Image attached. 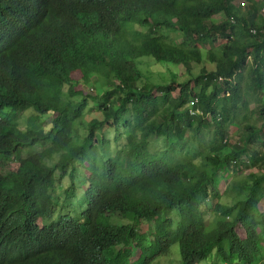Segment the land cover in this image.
<instances>
[{"label":"trees","instance_id":"1","mask_svg":"<svg viewBox=\"0 0 264 264\" xmlns=\"http://www.w3.org/2000/svg\"><path fill=\"white\" fill-rule=\"evenodd\" d=\"M243 1L0 0V159L17 166L0 264H154L177 243L180 264H264V0ZM246 70L260 125L233 138ZM67 177L77 216L56 202Z\"/></svg>","mask_w":264,"mask_h":264},{"label":"rangeland","instance_id":"2","mask_svg":"<svg viewBox=\"0 0 264 264\" xmlns=\"http://www.w3.org/2000/svg\"><path fill=\"white\" fill-rule=\"evenodd\" d=\"M236 4L238 5H243L244 1L243 0H235ZM215 19L217 21H222L225 20V15L224 14H220L218 16L215 17ZM184 37L183 36H177L176 37V43L180 44L183 41ZM195 67V74H199L201 72L202 67H200L198 64H193ZM180 71L182 74L185 73V68L183 66L179 67ZM252 74L250 73L249 70H246L245 74H244V80H243V85H244V90L245 93L244 95L246 96V99L249 101V105L246 108V105L241 106V111L239 112L238 115V121L240 122V124H236L233 125L231 128H229L228 134L230 135V137L233 138H238L240 137V135L242 134V126L247 123L250 122L252 124H256V125H260V120L258 118V114L256 112V109L260 106V93L258 91H253V86H252ZM153 82L155 84H164V80L162 78L161 75H157L153 78ZM220 82L223 83V80H221ZM86 89H89V87H86ZM96 91H100L99 89L96 88ZM93 92V91H90ZM88 92V94L90 93ZM90 95L92 97H95V93H90ZM100 107V104L97 102H93L91 101V111L93 110V112L87 114L86 119H90L91 116H98L100 117V114L98 109ZM29 111H32V109H30ZM31 116L30 112H26L22 115L21 118V128H25L26 124H27V120L29 119V117ZM248 116V120L246 122L245 117ZM115 132H111L109 135V139H110V148L106 149V153L110 154L115 153L116 150H118V147L115 144ZM215 136L214 131L212 130H204L203 134L201 135V139H202V144L205 150L206 148H209V145L212 144L213 142V138ZM259 137V136H258ZM102 138V136L100 137ZM260 138V137H259ZM196 143V142H195ZM197 144L199 145L200 143L197 142ZM152 145L155 147H165L166 146V141L162 138V139H158V140H153L152 141ZM210 149V148H209ZM200 159V158H199ZM2 165H0V171L1 172H7L10 169H15L17 166L16 165H12L10 163V161L8 162H3L2 159H0ZM91 165H95L98 171L102 170V162H98V161H93L91 163ZM85 173V168H82L79 173L78 176L82 177ZM246 173H242V175H235L233 176V178L229 179V180H225L227 177V174H222L221 178L224 180L222 183V186L224 188H227L229 186V184H231L235 179L237 178H241L243 176L246 175ZM72 181L70 180V177L65 178L64 180H62V184L58 183L57 184V188H56V193H55V197H56V202L58 204V207L63 210V216H71L73 214V216H77L78 215V211L79 209L74 210V208L72 207V205L75 204V201L70 198L67 195V191L71 186ZM79 182L75 181V185L78 186ZM224 192V191H223ZM223 201H229V199L227 197H225L223 199ZM226 203V202H225ZM229 203V202H227ZM260 209L261 211L264 212V200L262 201L261 205H260ZM58 218V214H55V220H57ZM177 222V221H176ZM147 227V225L145 226ZM140 253V251H139ZM137 255V253H136ZM181 248H180V244H174L171 248V252L169 255L160 258L159 260H157L154 264H180L181 263ZM205 263V262H204ZM202 263V264H204Z\"/></svg>","mask_w":264,"mask_h":264},{"label":"built area","instance_id":"3","mask_svg":"<svg viewBox=\"0 0 264 264\" xmlns=\"http://www.w3.org/2000/svg\"><path fill=\"white\" fill-rule=\"evenodd\" d=\"M255 33V32H254ZM193 103L194 102H192V106H193ZM191 107V106H190ZM194 107V106H193ZM191 114L192 115H198V114H203V111L202 110H200L199 108H191Z\"/></svg>","mask_w":264,"mask_h":264},{"label":"clouds","instance_id":"4","mask_svg":"<svg viewBox=\"0 0 264 264\" xmlns=\"http://www.w3.org/2000/svg\"><path fill=\"white\" fill-rule=\"evenodd\" d=\"M91 91H93V92H94L95 90H94V89H91Z\"/></svg>","mask_w":264,"mask_h":264}]
</instances>
